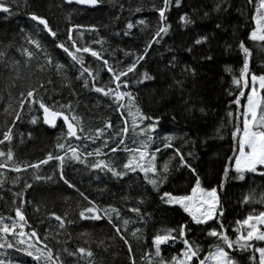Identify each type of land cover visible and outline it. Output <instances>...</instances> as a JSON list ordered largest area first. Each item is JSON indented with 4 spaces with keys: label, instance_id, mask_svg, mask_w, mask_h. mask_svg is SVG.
Returning <instances> with one entry per match:
<instances>
[{
    "label": "trees",
    "instance_id": "1",
    "mask_svg": "<svg viewBox=\"0 0 264 264\" xmlns=\"http://www.w3.org/2000/svg\"><path fill=\"white\" fill-rule=\"evenodd\" d=\"M256 2L258 4V0ZM220 3L221 0H181L179 7L173 3L167 13L168 23L171 24L169 33L148 50L145 60L138 65L141 75L131 80L128 89L137 97L133 104L128 105L133 113L139 108L146 115L159 119L152 148L163 149L162 140L167 136L173 137L171 143L174 147L181 150L199 173L204 185L212 187L222 181L226 158L232 155L231 149L235 147L231 136L235 121L227 113L236 112L234 105L229 107L232 98L228 91L233 87L232 76L238 75L242 67L243 54L238 48V41L244 40L251 50V70L258 75L264 74V42L247 40V35L254 28L256 5L248 4L247 0H223L222 10L214 11L215 5ZM10 6L11 14L0 13V50L5 53L3 61L8 67L6 104L0 110V133L12 127L13 139L10 144L6 142L0 145V150L7 151L10 148L14 160L23 166L37 163L49 152L56 151L57 141L65 142L63 137L66 129L63 124L59 122L53 129L45 127L38 103L26 102L22 110L18 107L22 93L34 90L37 101L43 100L45 104L57 109L61 105L71 106L68 115L77 117L75 123L81 137L79 140L73 138L71 143L79 148L82 157L97 148L107 153V156L87 157L85 164L88 167L74 161L66 163L64 176L75 185L74 188L60 179L57 161L41 165L39 174L50 179L39 181L34 178L36 173L30 168L16 173L10 170L12 164H9L8 168L0 169V217H4L6 223H11L8 218L16 219L15 209L21 207L27 219L24 231L35 229L42 241L52 248L54 255L60 256L58 264H132L133 260L135 264H147L145 254L154 252L151 245L153 235L162 234L166 229L176 228L181 223H189V218L182 209L164 205L143 180L142 173H129L119 179L90 167L95 160L104 158L117 170H123L122 165L132 155L123 149L140 147L139 128L144 125L138 119L137 123L132 124V117L127 116L126 109H122L129 124L127 134L121 133L125 126L124 118L115 110L113 101L93 90L94 81L87 74L79 76V65L69 67L72 63L70 58L55 47L62 40L58 37L54 41L46 33L36 32L29 16L36 13L47 18L55 31L73 25L95 26L103 38L129 40L145 52L146 44L160 26L154 8L162 6V0H101L95 8L66 4L64 0H14ZM184 14L195 21L187 28L180 22ZM129 20L133 23L144 20L145 23L137 25L130 35L125 36L123 33L127 30ZM217 24L221 28L217 29ZM89 35L85 31L82 39ZM199 36H207V43L194 45V38ZM30 38L40 40L53 63L49 64L44 52L37 51L29 43ZM189 48H192L191 52ZM25 49L33 53L32 58L25 54ZM209 55L213 57L210 61L205 59ZM173 57L178 60L174 70L169 67ZM57 64H64L65 67L57 69ZM185 66L194 69L195 75L184 72ZM145 72L155 79L137 83ZM129 75L131 77L132 74ZM85 79L88 81L87 87ZM177 81H181L182 85ZM96 82L97 86L109 84H99L98 80ZM124 103L127 105L128 101ZM5 109L9 112H22L21 119L14 126L11 123L14 116L8 115ZM34 119L36 123H33ZM109 121L112 128L106 129L104 137L93 143L89 137H96L97 129L104 128ZM121 136L124 144L120 145L119 151L112 153L110 149L117 146ZM108 137L111 138L106 148L103 139ZM165 161H170V171L162 191L184 194L194 182L189 170L179 165V159L173 157V149L158 154L160 167ZM247 183V174L245 180H239L233 171L224 180L223 190L220 191L224 227L233 239L235 222L251 207L242 202ZM26 184L32 187L27 188ZM80 193L88 200L83 199ZM89 200L94 201L100 209L109 206L118 209L121 224L123 219L129 220L126 234L132 247L131 253L107 219H79L80 212L91 206ZM133 206L141 208L144 219L138 220L135 213L129 211ZM55 216L65 220L63 228ZM113 216L115 218L114 213ZM68 220L72 223H68ZM210 223L218 227L215 222ZM190 227L188 238L199 245L203 258L214 247L215 238L207 237L202 231L206 226ZM44 237L47 240H43ZM5 240L16 244L12 234L0 239V243ZM16 246L21 247L19 244ZM79 248L91 251L93 256L90 258L79 253L69 255ZM181 248L179 240L175 244L162 246L163 258L167 260L177 255ZM232 254L237 263H246V253L236 251ZM21 261L32 264L28 257H23Z\"/></svg>",
    "mask_w": 264,
    "mask_h": 264
},
{
    "label": "snow or ice",
    "instance_id": "2",
    "mask_svg": "<svg viewBox=\"0 0 264 264\" xmlns=\"http://www.w3.org/2000/svg\"><path fill=\"white\" fill-rule=\"evenodd\" d=\"M14 0H0V13L11 14V4ZM101 0H66L68 4H77L95 8L100 4ZM175 4L179 7L181 0H162V6L155 7L154 11L158 13L160 26L153 35L151 41L145 46V52L142 55H138L134 60L129 62L123 68H117L109 63L107 59H104L101 52L94 50L91 46L82 45L79 42V38L83 36L85 31L95 33L98 29L95 26H83L73 25L67 29L66 40L56 43L55 47L61 49L67 57L70 58L71 64L69 67H75L79 65L78 72L80 77H84L87 74L91 77L94 83L92 88L96 93L102 94L105 97H109L114 104L115 110L120 113L121 117L124 118V127L121 129V133L127 134V119L125 112L122 109L127 110V116L133 117V123L138 119L143 127L139 128V135L141 137L140 147L135 149L124 148V151L131 152V157L122 165L123 170H117L114 166L110 165L104 158L95 160L91 163L90 167L94 170L110 173L111 176L123 179L124 176L129 173H142L143 180L151 187L159 200L166 206L172 208H180L183 213L189 218V223H181L176 228L166 229L162 234H154L151 240L152 248L154 252L145 254L147 264H237L233 254L236 251L247 252L251 250L249 259L251 264H264V211H260L258 214L253 212L246 218L237 220L236 227L232 230L235 234V239L229 235V230L224 227V212L221 207L220 191L223 190L224 180L229 177L230 172L235 173V177L239 180H245L247 173H257L258 170L264 169V74H257L250 68V58L252 56L251 50L246 45L244 40L238 41V48L243 54L242 67L238 75H233L231 84L232 88L228 91V95L232 98L229 107L233 105L236 108V112L229 111L227 115L232 117L235 121L234 131L231 136L235 141V147L231 149L232 155L226 158V164L223 168V179L216 187L205 186L199 173L195 168L188 162L184 154L179 148H175L171 143L173 137L167 136L162 140L163 149L160 147L152 148L155 143V134L159 125V119L154 116H148L139 108L133 113L128 105L133 104L137 97L132 91L128 90L131 85V80L136 76L141 75L138 71V65L141 61L145 60L147 52L152 48L154 43L158 44L164 36H166L170 29L171 24L168 23L167 13L171 10V6ZM223 0L220 4L215 5L214 11L219 12L222 10ZM248 4H254L255 16L254 23L255 27L247 35V40L252 42H264V0H247ZM140 11L139 8L136 9ZM208 13L205 12V16ZM29 19L33 21V27L36 32H44L54 41L58 38V32L53 30L47 18L40 16L36 13H31ZM181 25L189 27L193 25L195 21L188 15L184 14L180 17ZM144 20H139L133 23L129 20L126 24V31L123 33L125 36L130 35L133 28L137 25H143ZM217 29L221 28V25H216ZM207 36H199L194 38V45L200 46L207 43ZM29 43L34 45L35 49L40 52H44L45 58L49 64L53 63L50 55L44 50V46L38 39H29ZM95 44H101L100 40H93ZM264 47V44H262ZM189 52L192 48L188 49ZM25 54L32 58L33 53L27 49L24 50ZM84 54H90L91 57L97 61L103 62V67L107 73L110 74L109 84L104 86H97V76L93 74L89 67H85ZM5 53L0 52V58H3ZM206 60H212V56H206ZM178 60L173 57L169 67L175 69L177 67ZM57 69H63L64 64H57ZM231 72V69H228ZM184 72L195 75L194 69H189L187 66L184 68ZM129 74H132L131 77ZM155 77L150 76L147 72L142 74V78L137 80V83H144L146 80H153ZM182 85L181 81H177ZM85 86L88 85L87 79L84 80ZM114 85V87H113ZM43 87V85H41ZM123 89V90H122ZM127 100L126 105L124 101ZM246 100V103L244 101ZM26 102L32 104H39V109L42 110L43 124L52 128L57 127L58 121H62L66 127V132L63 137L65 142L57 141L55 145L56 151L49 152L47 156L37 163H28L21 166L20 163L14 160V153L9 148L7 151L0 150V169H5L12 164L11 171L20 173L27 169H32L35 174L36 180L50 179V177H43L39 174L41 165H48L51 161L58 162V173L61 180L64 181L69 187L74 188L72 184L64 176V166L69 162H77L85 164L87 157H106L107 153H103L100 148L94 150V152H87L82 157L78 147L73 146L71 140L81 139L78 135L76 121L77 117L70 116L68 113L71 111L70 105H61L59 109L56 107L49 106L43 102V100L37 101L35 99L34 90H28L26 93H22V99L19 101L18 107L22 110L26 106ZM203 111V109H201ZM8 115L14 116V120L11 122L14 126L17 121L21 119V111H11L5 109ZM147 122L146 124L144 122ZM37 121L34 119L33 123ZM137 127H139L137 125ZM112 128V124L109 121L104 125V128L97 129L96 137H89L93 143L96 140L104 137L106 129ZM82 132L83 129H80ZM0 145H4L6 142L11 143L13 139L12 127L6 128L5 131L0 133ZM103 139V146L108 147L109 139ZM223 139V136H221ZM123 136L117 142L116 147H112L110 151L116 153L120 150V145L124 144ZM173 149V157L179 159V165L183 168H187L190 175L193 178V183L189 185V188L184 191V194L174 193L172 191H162L163 184L167 182L169 169V162L165 161L162 167L158 164V154H161L163 150ZM63 153V154H60ZM70 154V155H69ZM191 155V153H189ZM171 159V158H170ZM86 167L89 165L85 164ZM260 175L264 176V171H260ZM25 187L31 188V184H26ZM81 197L88 200L83 193H80ZM245 204L251 202V196L245 197L242 201ZM260 202H264V195L260 197ZM89 207L85 208L79 214L81 221H100L107 219L108 223L112 225L116 235L119 239L128 246L129 253L132 252L131 244L127 239V225L129 220L123 219L122 224L119 210L116 208L100 209L95 205L94 201H88ZM141 204L143 201L140 202ZM130 212L135 213L138 220L144 219L141 214V208L139 206H133L129 209ZM115 214V218L113 216ZM16 219H12L11 223H6L4 217H0V239L12 234L13 238L16 239V244L20 246L26 245L24 251L26 255L32 257L36 264H58L60 261L59 255H54L53 250L47 243L42 241V238L35 229L30 232H25L24 228L27 224V219L22 211L21 207L15 209ZM55 219L60 222V227L65 226V220L60 216H55ZM72 223L71 220L67 221ZM218 224L214 226V223ZM190 225L206 226L202 229L206 233L207 237L215 238V245L210 249L207 255L201 258V248L199 245L194 244L188 238V234L191 231ZM19 229V231H17ZM138 231V230H137ZM135 235V233H133ZM43 240H47L44 237ZM180 241L182 248L177 255L170 257L165 260L162 255V246L168 244H175ZM256 242H260L261 246H257ZM16 244L5 240L4 243H0V248H14ZM42 244V247L40 246ZM66 251V250H65ZM87 255L92 257L93 253L86 250L85 248H79L69 255ZM258 253V259L257 254ZM0 264H11L6 259H0ZM135 264V261H132Z\"/></svg>",
    "mask_w": 264,
    "mask_h": 264
},
{
    "label": "rangeland",
    "instance_id": "3",
    "mask_svg": "<svg viewBox=\"0 0 264 264\" xmlns=\"http://www.w3.org/2000/svg\"><path fill=\"white\" fill-rule=\"evenodd\" d=\"M254 16H253V21H254ZM254 27H255V23H254ZM67 29L68 28L57 29L58 37L62 41L66 40ZM88 32L90 33L89 37H87L86 39H82V37L79 38L80 44L91 46L94 50L101 52L103 58L107 59L110 64H112L117 68L125 67L138 55L144 54V50L140 46H137L136 44L130 42L129 40L105 39L102 37L99 31L95 33H92L90 31ZM94 39L102 41V45L93 43ZM0 52L2 51L0 50ZM84 59H85V65L92 70L93 74L96 75L98 73L97 76L98 83L102 85L108 84L110 79V74H108L106 69L103 67V62L95 60V58L91 57L90 54H84ZM7 74H8V67L4 63L3 58H0V110L6 104L5 81L7 78ZM130 121H132L131 123L133 124V117L130 119ZM135 122L137 123L138 121L136 120ZM128 124L129 121H127V125ZM260 171H264V169L258 170L257 173H247L248 186L244 192L243 198L245 199V197L251 196V202L248 203V205H250L251 207L246 210L245 214L241 219L246 218L249 214L253 212L258 214L260 211H264V202H260V197L264 195V176L260 175ZM256 244L257 246H261L260 242H256ZM24 248L26 247L16 246L15 248H11V249L7 247L0 248V259H6L7 261H10L11 264H25L21 260L23 259V257H28L30 260H32V264H36V261L32 257L26 255ZM10 252L12 254H10ZM244 253H246L245 254L246 263L244 264H251V261L249 259L251 250ZM256 255L258 259V253Z\"/></svg>",
    "mask_w": 264,
    "mask_h": 264
},
{
    "label": "water",
    "instance_id": "4",
    "mask_svg": "<svg viewBox=\"0 0 264 264\" xmlns=\"http://www.w3.org/2000/svg\"><path fill=\"white\" fill-rule=\"evenodd\" d=\"M64 2L66 3V0H64ZM66 4H68V3H66ZM74 5H77V4H75V3H73ZM77 6H80V7H86V8H90V7H87V6H82V5H77ZM41 120H43V114L41 113ZM61 123V124H63L62 123V121H58V123ZM43 123V122H42ZM57 123V124H58ZM45 127H47L48 129H53L52 127H50V126H47V125H45V124H43ZM64 126V125H63ZM65 127V126H64ZM65 129H66V127H65Z\"/></svg>",
    "mask_w": 264,
    "mask_h": 264
},
{
    "label": "bare ground",
    "instance_id": "5",
    "mask_svg": "<svg viewBox=\"0 0 264 264\" xmlns=\"http://www.w3.org/2000/svg\"><path fill=\"white\" fill-rule=\"evenodd\" d=\"M74 5V4H73ZM194 33V32H193Z\"/></svg>",
    "mask_w": 264,
    "mask_h": 264
}]
</instances>
